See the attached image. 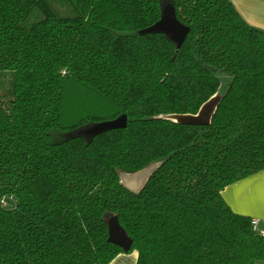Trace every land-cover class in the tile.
<instances>
[{
	"label": "trees",
	"instance_id": "1",
	"mask_svg": "<svg viewBox=\"0 0 264 264\" xmlns=\"http://www.w3.org/2000/svg\"><path fill=\"white\" fill-rule=\"evenodd\" d=\"M169 2L190 28L179 49L139 33L159 0H0V71L14 73L0 99V264L264 262L255 220L221 194L264 170V31L231 0ZM215 97L208 124L172 118ZM121 115L125 128L70 135ZM154 163L137 192L124 186L121 173ZM113 217L129 250L108 240Z\"/></svg>",
	"mask_w": 264,
	"mask_h": 264
},
{
	"label": "crops",
	"instance_id": "2",
	"mask_svg": "<svg viewBox=\"0 0 264 264\" xmlns=\"http://www.w3.org/2000/svg\"><path fill=\"white\" fill-rule=\"evenodd\" d=\"M231 1L248 24L264 31V0ZM221 194L234 213L253 218L264 231V170L225 187ZM137 259L136 251L120 253L109 264H137Z\"/></svg>",
	"mask_w": 264,
	"mask_h": 264
},
{
	"label": "water",
	"instance_id": "3",
	"mask_svg": "<svg viewBox=\"0 0 264 264\" xmlns=\"http://www.w3.org/2000/svg\"><path fill=\"white\" fill-rule=\"evenodd\" d=\"M189 31H190L189 27L183 25L180 21H178V19L176 17V11H175L174 6L171 3H167L162 8L160 19L155 24H153L152 26H150L144 30L139 31V33L143 34V35L144 34L162 33L169 40L175 42L177 45V49H179L180 46L185 41ZM213 99H212L213 101L210 100L208 103H206L202 107V109L200 110L198 115L201 114V111L203 110L204 107H207V109L203 115L198 117L199 120H197L198 118L186 117V116H194V115H184V116L182 115V116H173V117L179 118L178 120H175V121L179 122V123H189V124H208L210 121L211 115H212L216 105L219 102V99L217 97H215ZM211 102H212V104H211ZM185 118L188 120H185ZM126 126H127V116L121 115L114 120L85 125L79 129L73 131L70 135H71V137H82V138L90 141L94 136H96L100 133H103V132H106L109 130L125 128ZM135 174H137V173H135ZM124 186L127 187L128 189H130L125 184H124ZM130 190L133 192L138 191V190L136 191V190H132V189H130ZM108 240L111 243L121 247L124 250H129L132 246V240L126 235V233L123 231V229L119 226L117 219L115 217H113L109 220V238H108Z\"/></svg>",
	"mask_w": 264,
	"mask_h": 264
},
{
	"label": "rangeland",
	"instance_id": "4",
	"mask_svg": "<svg viewBox=\"0 0 264 264\" xmlns=\"http://www.w3.org/2000/svg\"><path fill=\"white\" fill-rule=\"evenodd\" d=\"M159 3H160V7L163 8L165 4L170 2L169 0H159ZM35 17L36 14H31L28 19V22H32L33 20H35ZM13 82H14V73L12 71H0V99H7L11 96ZM172 118L174 120L179 119L178 117H172ZM185 120L188 119L185 118ZM197 120H199V118ZM157 165L158 163H154L137 174L121 173V180L130 189L137 191L144 184L147 177L156 168ZM11 203H13V201H11Z\"/></svg>",
	"mask_w": 264,
	"mask_h": 264
},
{
	"label": "built area",
	"instance_id": "5",
	"mask_svg": "<svg viewBox=\"0 0 264 264\" xmlns=\"http://www.w3.org/2000/svg\"><path fill=\"white\" fill-rule=\"evenodd\" d=\"M2 205H3V206L8 205V201H6V200L2 201ZM254 228H255V230H257L258 232H260L262 235H264V231L259 229V227H258V222H257L256 220H255V222H254Z\"/></svg>",
	"mask_w": 264,
	"mask_h": 264
},
{
	"label": "bare ground",
	"instance_id": "6",
	"mask_svg": "<svg viewBox=\"0 0 264 264\" xmlns=\"http://www.w3.org/2000/svg\"><path fill=\"white\" fill-rule=\"evenodd\" d=\"M207 107H204L203 110L201 111V114L200 115H197V116H186V117H190V118H198L200 117L201 115L204 114V112L206 111ZM131 183V182H130Z\"/></svg>",
	"mask_w": 264,
	"mask_h": 264
}]
</instances>
